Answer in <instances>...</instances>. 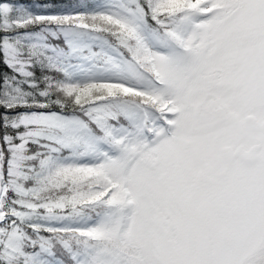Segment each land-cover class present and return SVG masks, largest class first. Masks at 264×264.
Here are the masks:
<instances>
[{
	"label": "snow or ice",
	"instance_id": "snow-or-ice-1",
	"mask_svg": "<svg viewBox=\"0 0 264 264\" xmlns=\"http://www.w3.org/2000/svg\"><path fill=\"white\" fill-rule=\"evenodd\" d=\"M0 264H264V0H0Z\"/></svg>",
	"mask_w": 264,
	"mask_h": 264
},
{
	"label": "trees",
	"instance_id": "trees-1",
	"mask_svg": "<svg viewBox=\"0 0 264 264\" xmlns=\"http://www.w3.org/2000/svg\"><path fill=\"white\" fill-rule=\"evenodd\" d=\"M26 3H40L43 2V0H24Z\"/></svg>",
	"mask_w": 264,
	"mask_h": 264
}]
</instances>
